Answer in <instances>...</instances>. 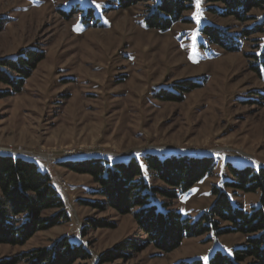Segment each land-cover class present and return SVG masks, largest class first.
<instances>
[{
	"label": "rangeland",
	"instance_id": "rangeland-1",
	"mask_svg": "<svg viewBox=\"0 0 264 264\" xmlns=\"http://www.w3.org/2000/svg\"><path fill=\"white\" fill-rule=\"evenodd\" d=\"M146 4L119 8L117 0H0V19L5 21L0 59L23 48L45 51V60L24 81L23 90L0 99V152L34 156L63 195L69 213V219L36 232L23 245L0 244V262L49 246L64 235L91 253L89 264L122 241H146L131 214L91 204L103 197L95 193L90 175L62 166L59 158L69 152L112 161L145 152L212 155L214 172L174 200V208L193 219L212 205V187L229 179L227 162L264 166V77L250 68V55L258 51L263 35L253 33L240 51L228 52L202 32L205 24H212L239 33L258 23L263 12L253 10L254 18L239 22L211 9L221 7L218 3L199 0L197 5L194 0L184 15L189 21L162 33L144 26ZM88 7L94 11L89 24L83 19ZM188 79L200 86L182 101L157 97L163 88L177 93L173 85ZM8 89L0 83V91ZM61 181L68 183L64 190ZM228 193L239 207L259 205L258 192ZM100 221L114 226L96 227ZM244 242L240 233L209 231L186 237L170 253L149 245L129 259L108 264L196 259L208 264L217 250L231 255Z\"/></svg>",
	"mask_w": 264,
	"mask_h": 264
},
{
	"label": "trees",
	"instance_id": "trees-1",
	"mask_svg": "<svg viewBox=\"0 0 264 264\" xmlns=\"http://www.w3.org/2000/svg\"><path fill=\"white\" fill-rule=\"evenodd\" d=\"M145 2L143 24L148 29L167 32L177 22H187L185 12L193 8L194 0H117L119 8H129ZM221 7H211L219 15L232 17L239 22L251 18L253 10H261L258 23L239 33L231 32L212 24L202 27L203 34L211 43L228 52L240 51L244 39L253 33H261V45L252 57L251 70L264 77V0H209ZM65 12V11H64ZM74 11L71 9L68 16ZM94 16L88 7L83 17L89 24ZM4 22L0 19V28ZM45 60V51L38 48H23L14 57L0 59V83L9 87L0 91V99L23 90L38 64ZM197 81L188 79L176 82L178 92L160 89L157 97L179 102L186 93L198 88ZM212 155L188 153L145 152L142 157L130 156L127 161H112L106 157H89L62 162V166L88 174L96 184V194L101 201L91 204L99 210L112 208L120 214H131L146 241L125 240L102 252L94 264L113 263L116 259H129L134 253L154 245L163 253L179 248L186 237H195L214 231L221 234L240 233L245 236L242 246L231 255L217 250L208 264H264V166L245 165L238 167L226 163L229 179L222 186L214 185L212 205L197 218L183 216L174 208V200L180 192L190 189L196 182L211 175L216 167ZM160 182V184L158 183ZM228 190L244 193H259V205L250 210L234 205ZM56 210L54 214L47 212ZM63 195L53 184L47 172L38 164L14 154L0 152V244L23 245L36 232L50 229L69 219ZM226 223V225H223ZM96 227H113V223L100 221ZM91 253L79 241L68 235L55 240L51 245L28 251L0 264H16L27 260L28 264H89ZM176 264H205L203 260L180 261Z\"/></svg>",
	"mask_w": 264,
	"mask_h": 264
},
{
	"label": "built area",
	"instance_id": "built-area-1",
	"mask_svg": "<svg viewBox=\"0 0 264 264\" xmlns=\"http://www.w3.org/2000/svg\"><path fill=\"white\" fill-rule=\"evenodd\" d=\"M83 157H80L78 154H74V152H69L64 156H61L59 158V161H65V160H74V159H82ZM60 186L64 190L65 187L68 186V183L66 181H61ZM97 260V258L95 259Z\"/></svg>",
	"mask_w": 264,
	"mask_h": 264
},
{
	"label": "snow or ice",
	"instance_id": "snow-or-ice-1",
	"mask_svg": "<svg viewBox=\"0 0 264 264\" xmlns=\"http://www.w3.org/2000/svg\"><path fill=\"white\" fill-rule=\"evenodd\" d=\"M93 2L95 3V0H93ZM197 5H199V0H197ZM96 7L99 8L100 5L99 4H96ZM197 21H199V16H197ZM204 259L207 260L208 258L205 257Z\"/></svg>",
	"mask_w": 264,
	"mask_h": 264
},
{
	"label": "crops",
	"instance_id": "crops-1",
	"mask_svg": "<svg viewBox=\"0 0 264 264\" xmlns=\"http://www.w3.org/2000/svg\"><path fill=\"white\" fill-rule=\"evenodd\" d=\"M16 155H19V154H16ZM28 156V157H27ZM26 157L25 156H23V157H25V158H27V159H30V160H33V161H35L36 160V158L33 156V157H31V156H29V155H27Z\"/></svg>",
	"mask_w": 264,
	"mask_h": 264
}]
</instances>
